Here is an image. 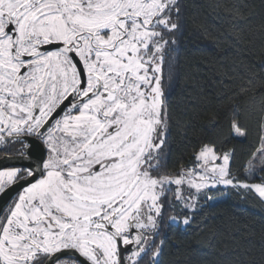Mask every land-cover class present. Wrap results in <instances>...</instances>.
<instances>
[{"label": "snow or ice", "instance_id": "obj_1", "mask_svg": "<svg viewBox=\"0 0 264 264\" xmlns=\"http://www.w3.org/2000/svg\"><path fill=\"white\" fill-rule=\"evenodd\" d=\"M182 21L181 0H0V153L30 148L0 168V192L22 189L0 208V264H162L168 212L190 226L218 188L264 203V175L211 145L165 171L161 72Z\"/></svg>", "mask_w": 264, "mask_h": 264}, {"label": "trees", "instance_id": "obj_2", "mask_svg": "<svg viewBox=\"0 0 264 264\" xmlns=\"http://www.w3.org/2000/svg\"><path fill=\"white\" fill-rule=\"evenodd\" d=\"M181 9L184 28L161 72L171 117L165 171L176 177L189 170L197 149L211 145L234 153L233 170L249 175L263 158L264 0H181ZM252 168L264 175V163ZM172 212L157 240L162 264H260V199L218 188L199 199L190 226L168 224Z\"/></svg>", "mask_w": 264, "mask_h": 264}, {"label": "flooded vegetation", "instance_id": "obj_3", "mask_svg": "<svg viewBox=\"0 0 264 264\" xmlns=\"http://www.w3.org/2000/svg\"><path fill=\"white\" fill-rule=\"evenodd\" d=\"M30 151V148L25 147L23 153L18 152V151H12L10 154H4V153H0V161L1 160H8L9 161V166L6 168H11V167H17V168H23V166L27 163H29V159H28V155L27 153ZM17 186V187H16ZM16 187V192L14 194H12L8 200L5 202V205L3 208H6V206H10L11 202L14 201L16 199V197L20 194V192L22 191V189L20 188L19 184L16 185H11L9 186V188H7L4 192H0V200L2 198L5 197L6 192L13 188ZM127 247H132V246H125ZM56 255H59L56 254ZM61 264H68L67 260H63L61 261Z\"/></svg>", "mask_w": 264, "mask_h": 264}, {"label": "rangeland", "instance_id": "obj_4", "mask_svg": "<svg viewBox=\"0 0 264 264\" xmlns=\"http://www.w3.org/2000/svg\"><path fill=\"white\" fill-rule=\"evenodd\" d=\"M261 153H264V145H263V147L261 148V151H260ZM262 163H264V157L263 158H261V159H256L255 161H254V164H253V166L252 167H255V166H257V165H260V164H262ZM251 167V168H252ZM170 178H176V177H170ZM216 190V189H215ZM199 201V200H198ZM198 201H197V203H196V207H197V205H198ZM196 209V208H195ZM174 212H172V215L171 216H177V218H178V220H180L181 221V223H176V224H173L172 222H171V216H169V218H168V220H167V222H168V224H173V225H176V226H182V227H185L183 224H182V220H183V218H180L179 216H178V214L179 213H181V212H183L184 210L183 209H181V208H176V209H174L173 210ZM165 217V216H164ZM163 217V218H164Z\"/></svg>", "mask_w": 264, "mask_h": 264}, {"label": "water", "instance_id": "obj_5", "mask_svg": "<svg viewBox=\"0 0 264 264\" xmlns=\"http://www.w3.org/2000/svg\"><path fill=\"white\" fill-rule=\"evenodd\" d=\"M8 166H9V161H8V160H1V161H0V168H6V167H8ZM16 187H17V186H16ZM16 187H13V188L9 189V190L6 192L5 197L2 198V199L0 200V208H3L4 205H5V202L8 200V198H9L12 194H14V193L16 192Z\"/></svg>", "mask_w": 264, "mask_h": 264}]
</instances>
